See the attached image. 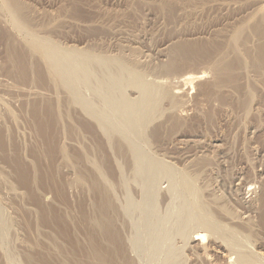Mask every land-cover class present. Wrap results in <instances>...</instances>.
Instances as JSON below:
<instances>
[{
  "label": "rangeland",
  "instance_id": "1",
  "mask_svg": "<svg viewBox=\"0 0 264 264\" xmlns=\"http://www.w3.org/2000/svg\"><path fill=\"white\" fill-rule=\"evenodd\" d=\"M5 2L30 33L12 27ZM46 39L80 64L78 97L95 111L116 77L129 101L139 95L136 82L153 88L155 106L136 143L167 175L153 199L152 218L170 226L156 255L145 252L147 238L143 249L132 243L144 182L129 132L106 134L84 114L29 44ZM82 58L91 61L85 68ZM187 201L215 231L182 217ZM99 204L126 251L115 264H242L243 255L245 264H264V0H0V264H113L99 254ZM173 205L182 210L170 212Z\"/></svg>",
  "mask_w": 264,
  "mask_h": 264
},
{
  "label": "bare ground",
  "instance_id": "2",
  "mask_svg": "<svg viewBox=\"0 0 264 264\" xmlns=\"http://www.w3.org/2000/svg\"><path fill=\"white\" fill-rule=\"evenodd\" d=\"M6 8L8 7L10 10H12L13 11V6L11 5V4H6V2H5V5H4ZM7 8V9H8ZM15 12V11H14ZM17 13V12H16ZM18 14V13H17ZM24 19H26L25 18V16H24ZM23 21V20H22ZM20 22V19H19V21H18V19L17 18H15L14 16H13V19H12V27L15 29V30H17L18 32H20V31H24V32H27L28 31V29L24 26L25 25V21L24 22ZM27 29V31H25ZM29 32V31H28ZM23 33V32H22ZM30 33V32H29ZM28 33V34H29ZM42 41V46H40V44H38V46L36 47V45H34L35 43H33V42H31V43H29V44H31L30 46L31 47H34L35 48V50H37V52L39 51V54L42 56V58L43 59H46V64L48 63L49 64V66L51 67V69H50V67L48 66V64H47V66L49 67V69L50 70H53V71H55V72H53V74L55 73V75L57 74L58 76H60V78H61V81H62V84L63 85H65L66 86V89L68 90H70V91H72V93L74 94V99H76V100H79L80 98L78 97V93L80 94V96H81V92H80V89H79V92H78V89H76V85H77V83L79 82L80 83V78H81V75H80V77H79V73H78V66L80 65L79 63V65H77V67L74 65V64H76V63H74L75 62V60H74V62H73V55L71 56L69 53V55L68 54H66L67 52L65 51H63V52H61V51H58L57 50V47H58V45L57 44H55L53 41H51V40H49V39H46V40H41ZM44 41V42H43ZM61 50H63V49H61ZM69 52V51H68ZM71 52V51H70ZM76 52H74L73 54H75ZM85 53V52H84ZM17 55L16 56H18V52L16 53ZM184 54V53H183ZM76 55V54H75ZM78 55H80V54H78ZM82 56H84L83 54H81ZM14 56V55H13ZM12 56V57H13ZM72 57V59L71 58H69V57ZM80 57V56H79ZM94 57V56H93ZM92 57V58H93ZM97 56H95L94 57V59H95V61H90L91 62V64L93 63V62H95V64L97 63V61H96V58ZM76 57L74 56V59H75ZM78 58V57H77ZM76 58V59H77ZM81 58V57H80ZM80 58H78V59H80ZM84 58H86V57H84ZM89 58L90 59H88V60H92L91 59V57L89 56ZM17 59H18V57H17ZM77 59V60H78ZM104 59V58H103ZM210 59H211V57H210ZM210 59H208V60H210ZM72 60V61H71ZM82 60L83 61H85V59H83L82 58ZM87 59H86V61H88ZM101 60V59H100ZM207 60V61H208ZM79 61V60H78ZM81 61V60H80ZM86 61L85 62H82V64H84L83 66H84V68L85 67H87V66H85L86 64ZM99 61V60H98ZM107 61V60H106ZM106 61H104L105 63H106ZM109 61V60H108ZM77 62V61H76ZM89 61H88V63H90ZM103 62V63H104ZM195 62V64H198V63H202L203 61H194ZM74 63V64H73ZM99 63V62H98ZM104 63V64H105ZM108 63V62H107ZM106 63V64H107ZM119 63V62H118ZM81 64V65H82ZM110 64V63H109ZM119 64H122V63H119ZM124 64V63H123ZM122 64V65H123ZM97 65V64H96ZM99 65V64H98ZM97 65V66H98ZM114 65V64H113ZM112 65V66H113ZM115 65H116V63H115ZM122 65L121 66H119V67H122ZM90 66H92V65H90ZM100 66H103V64L101 65L100 64ZM100 66H99V68H100ZM109 66V65H108ZM117 66H118V64H117ZM124 66V65H123ZM81 67V66H80ZM79 67V68H80ZM116 67V66H115ZM118 67V68H119ZM125 68L124 69H126L127 67L126 66H124ZM83 68V67H82ZM82 68L80 69V70H82ZM88 68H90V67H88ZM92 68V67H91ZM109 69H112L113 70V68H110V67H108ZM123 68V67H122ZM102 69V68H101ZM106 69H107V65H106ZM116 69H117V67H116ZM129 68H127L126 70H128ZM126 70H123L122 69V71H126ZM118 71V70H117ZM131 71H133V70H131ZM90 72V71H89ZM88 72V73H89ZM110 72V71H109ZM114 72V71H113ZM91 73H94V71H92ZM124 72H122L121 74H123ZM134 74H135V72H133ZM133 73H131L130 74V72H128V74H130V76L133 74ZM81 74V73H80ZM85 74V73H84ZM87 74V73H86ZM85 74V75H86ZM107 74H109L108 72H107ZM54 75V76H55ZM56 75V76H57ZM97 75V74H96ZM139 77H140V79H141V76L139 75V74H137ZM202 75H203V73H202ZM92 76H93V74H92ZM110 76H112L111 74H110ZM123 76V75H122ZM125 76V75H124ZM135 76V75H134ZM138 76H137V78H138ZM188 76V75H187ZM204 76V75H203ZM83 77H84V79H85V76H82V81H83ZM88 77V76H87ZM126 77H127V74H126ZM132 78H133V76H131ZM199 76H197L196 78H198ZM59 78V79H60ZM95 78V77H94ZM99 78V77H98ZM103 78H108V77H104L103 76ZM113 78H114V76H113ZM112 78V79H113ZM117 78V77H116ZM116 78H114L112 81H117L115 84H113V82H112V84L110 85L109 84V88L107 87V89H108V91H107V93L105 94V96H104V98H101L102 99V101H103V99H104V103L102 102V105L103 106H105V107H103V109L101 108V109H99V110H96L95 111V109H94V107L91 105V103L89 102V101H87V99H85L84 98V96L82 95V97L85 99H82V100H79V101H76V102H78V103H80L79 105H80V107L83 109L82 111H84L83 113L84 114H87V116L88 115H90L91 117L93 116L94 118H95V122L97 123V126H99V128L101 129V130H103V131H112V129H114V130H126V131H128L129 132V134H130V136L127 134V136H129L128 138V143H129V148H131L130 150L132 151L131 152V154L133 153V155L135 156V157H133V158H135V160L134 161H136V163H137V166H138V172L136 173V172H134V171H131V172H133V173H136V174H140L139 176H141L142 178H140L139 176V178L141 179L140 181H142L143 180V185H144V190L141 188V190H142V199L143 200H140V202L143 204H141L140 202V205H138L137 207H139V206H141V208L139 209V213H140V218H141V223H139L140 224V227H139V229L137 230V232H138V240H137V238L136 237H134L135 238V240H134V242H132L133 244H135V245H137V246H135V247H137V248H139L138 246H140L141 248L143 247V245L139 242V240L142 242L143 241V244H145V241H144V239H146L147 238V240L149 241L148 242V244H145V245H148V246H146V247H148V249H147V251L145 250V252L146 253H148V250H151L150 252H152L153 253V256L154 255H156L157 254V252H159L158 251V248H159V245H160V243H163L164 241H163V238H164V236L165 235H167L168 234V232H167V234H165L164 235V233H165V230L164 229H166V228H164L165 226V224L168 222V220H167V218H166V220H165V218L164 217H162V218H164V219H162V218H160V219H156V218H152V216H153V214H155L154 213V210H155V208L153 207V205H154V203L156 202V201H154L153 199H154V196L155 195H157L158 194V187L156 186V184H157V182L159 181V177H160V175H162V173L161 172H163L162 170H163V167H161L160 165H162V164H164V163H162V162H158L157 160H155V161H157V163L154 161H152V159H150V156L147 154V153H149V152H147L146 154L149 156H146L144 153L142 154V153H140V151H139V148H141V147H139L138 146V144L137 143H140V142H137L138 140H137V134H138V131H139V129H141L142 127H144L145 125H146V123H148L147 121L148 120H150V111L154 108V104H155V100H154V98L152 97V92H151V89H153V88H148L144 83H142V82H136V86H137V88H138V97L135 99V100H127L126 99V97H127V95H126V97H125V95L123 94L122 95V91H121V88H122V82L120 81V78L119 79H116ZM130 78V77H129ZM130 79V80H133V79ZM192 78V77H191ZM191 78L190 77H187V78H183L184 79V81H186L187 83L188 82H191ZM200 78V77H199ZM87 79H89V78H87ZM136 79V78H135ZM139 79V80H140ZM104 80V79H103ZM122 80V79H121ZM138 80V81H139ZM144 80V79H143ZM60 81V80H59ZM100 81H102V80H100ZM100 81H98V82H100ZM111 81V80H110ZM109 81V82H110ZM127 81V80H126ZM126 81H124V84H125V82ZM141 81H142V79H141ZM144 81H146V80H144ZM143 81V82H144ZM88 82V81H87ZM86 82V83H87ZM108 83V82H107ZM107 83H106V85H107ZM129 83V82H128ZM132 83V82H131ZM135 83V82H134ZM81 84H85V82L84 83H81ZM105 84V83H104ZM146 84H148V83H146ZM151 84V83H150ZM192 84V83H191ZM62 85V86H63ZM91 85V84H90ZM98 85V84H97ZM101 85H102V83H101ZM132 85H133V83H132ZM132 85H129V86H132ZM135 85V84H134ZM152 85H153V83H152ZM152 85L150 86V87H152ZM86 86H87V84H86ZM105 86V85H104ZM108 86V85H107ZM125 86H127V85H125ZM149 86V85H148ZM155 86V85H154ZM153 86V87H154ZM91 87V86H90ZM134 87V86H133ZM126 88V87H125ZM130 88V87H129ZM123 89V88H122ZM128 89V88H127ZM127 89H125L126 91H127ZM106 90V89H105ZM114 90H120L119 92L121 93V97L120 98H118L117 97V99H114L113 98V94H111V93H113V91ZM155 90V89H154ZM154 90H153V93H154ZM103 91V90H102ZM117 91V92H118ZM136 91V90H135ZM78 92V93H77ZM100 92V91H99ZM104 92V91H103ZM102 92V95H101V93H100V95L101 96H103L104 95V93ZM106 92V91H105ZM137 92V91H136ZM126 93V92H125ZM71 95V94H70ZM117 95V94H116ZM99 96V95H98ZM154 96V95H153ZM93 97V96H92ZM125 97V98H124ZM89 98V97H88ZM97 98V97H96ZM116 98V97H115ZM99 99H100V97H99ZM128 99H130L129 97H128ZM89 100V99H88ZM96 101V100H95ZM76 102H74L75 104H76ZM93 103V102H92ZM96 106V105H95ZM99 105H97L96 107H98ZM100 107V106H99ZM156 110V109H155ZM154 110V111H155ZM153 114V113H152ZM151 116H153V115H151ZM88 118H90V117H88ZM93 120V119H92ZM115 120H116V122H115ZM151 120H152V118H151ZM38 123H39V121H37ZM50 123V122H49ZM85 128H88V127H86L85 126ZM116 133L118 132V131H115ZM121 132H123V131H121ZM124 133V132H123ZM106 134H107V132H106ZM105 134V135H106ZM109 134V133H108ZM110 134H115L114 132H110ZM118 135H119V132H118ZM121 135V134H120ZM119 135V136H120ZM126 135V134H125ZM108 136V135H107ZM121 136H124V134L123 135H121ZM124 137H126V136H124ZM121 138H123V137H121ZM126 139V138H125ZM124 139V140H125ZM127 140V139H126ZM125 143H127V141H124ZM137 142V143H136ZM127 143V144H128ZM128 146V145H127ZM142 146V145H141ZM126 148H128V147H126ZM129 151V150H128ZM142 151H144V149L142 150ZM145 152V151H144ZM130 153V152H129ZM151 155V154H150ZM153 157V156H152ZM151 157V158H152ZM132 158V159H133ZM155 158V157H154ZM154 158H153V160H154ZM161 161V160H160ZM163 161V160H162ZM158 163H162V164H160V165H158ZM166 163V162H165ZM135 164V163H134ZM167 164V163H166ZM133 165V164H132ZM137 166H135V167H137ZM169 168L170 169V166H168V164H167V166L165 165V168ZM161 168H162V170H161ZM133 169V168H132ZM171 169H173L172 167H171ZM137 170V169H136ZM165 170V169H164ZM175 170V169H174ZM166 171H168L167 169H166ZM172 170H170V172H171ZM177 171V170H176ZM173 172V171H172ZM171 172V173H172ZM175 172V171H174ZM164 173V172H163ZM170 173V174H171ZM165 175H166V173H164ZM176 174V173H175ZM134 177H135V175H133ZM137 176V175H136ZM170 175L168 174V177H169ZM138 177H135V179H139ZM164 177V176H163ZM163 177H161L162 179H163ZM165 177H167V175L165 176ZM171 177H172V174H171ZM158 179V180H157ZM171 179H174L173 177L171 178ZM176 179V178H175ZM23 180H25V179H23ZM164 180H166V179H164ZM168 180V179H167ZM139 181V180H138ZM174 180H172V182H170V183H172V187H174V185L176 184H174L173 185V182ZM159 183V182H158ZM141 185V184H140ZM143 185H141V187L143 186ZM170 185V184H169ZM176 185H178V182H177V184ZM176 185H175V187H176ZM157 187V188H156ZM174 187V188H175ZM174 188H172L173 189V191L175 190V192H173V194L174 193H176L177 194V192L178 193H180L179 192V190L176 192V189H174ZM177 188H179V185H178V187ZM155 191L157 192V193H155ZM172 191V190H171ZM169 192V191H168ZM172 193V192H171ZM170 194V193H169ZM168 194V195H169ZM127 195H128V193H127ZM144 196V197H143ZM157 196H159V195H157ZM157 196H156V198H157ZM175 195H173V197H174ZM177 196V195H176ZM182 196V195H181ZM129 197H131V195L129 196ZM171 198H173L172 196H170ZM170 197H169V199H170ZM179 197V196H178ZM127 198V197H126ZM125 198V199H126ZM156 198H155V200H156ZM180 198V197H179ZM185 198V197H184ZM127 200H128V198H127ZM135 200V199H134ZM158 200V199H157ZM172 200L173 199H171V202H172ZM175 200H176V198H175ZM129 201H130V199H129ZM136 201V200H135ZM135 201H134V203H135ZM186 201V200H185ZM176 202H178V201H176ZM175 202V203H176ZM122 203V202H121ZM126 203V202H125ZM130 204H128L129 205V208H131L130 206H132L131 204L133 203V200H132V202H129ZM138 203V202H137ZM178 203H180V202H178ZM101 204H102V202H101ZM101 204H99V214H100V216H99V228H100V234H99V254H101V256L103 257V259L104 260H106V262L108 261V262H110V263H113V264H115L116 262H123V261H125L126 260V254H125V249H124V244H123V242H122V239H121V236H120V233L118 232V230H117V227H116V220H115V218H114V216L113 215H111V214H109V207L107 208V207H105L104 205H101ZM156 204V203H155ZM158 204V203H157ZM167 204H169V203H167ZM166 204V205H167ZM171 204V203H170ZM169 204V205H170ZM174 204V203H173ZM184 205H183V209L184 210H182V208H181V210L183 211V214H182V217H183V215H184V218H191L192 217V219L193 220H195L196 222H198V224L199 225H202L204 228H201V229H203L204 231H209V232H211V231H215V229H216V227H214L213 226V228H212V225H211V223H209L210 221L209 220H204V218H203V220H201L202 219V217H201V219H198V218H200L199 216H197V211L195 210V208H194V206H193V208H190V206H192V204H193V202L190 204V202H184L183 203ZM126 205V204H125ZM127 205V206H128ZM136 205V204H135ZM157 206V205H156ZM172 206V205H171ZM180 206H181V204H180ZM135 207V206H134ZM170 207V206H169ZM169 207H167L168 209H170ZM175 206L173 205V207H172V209H170L169 211L170 212H174V210H173V208H174ZM118 208H119V206H118ZM125 208H127V207H125ZM124 208V209H125ZM177 208H180V207H177ZM188 208H190V210L188 209ZM111 209V208H110ZM115 209V208H114ZM122 209V208H121ZM120 209V210H121ZM154 209V210H153ZM166 209V208H165ZM168 209H166L167 210V212H169L168 211ZM112 210V209H111ZM128 210L129 209H127V212H128ZM133 210V209H132ZM173 210V211H172ZM179 209H177L176 211L177 212H180V211H178ZM192 210H195V211H193V213H192ZM113 211V210H112ZM115 211V210H114ZM125 211H126V209H125ZM125 211H124V213H125ZM130 212V211H129ZM128 212V213H129ZM133 212H135V211H133ZM164 212V211H163ZM169 212V213H170ZM177 212H174V213H177ZM130 213H132V212H130ZM162 213V212H161ZM171 213V214H172ZM182 213V212H181ZM137 214V213H136ZM157 214V213H156ZM165 214H167L168 215V213H165ZM178 214V213H177ZM128 215V214H127ZM176 214H174V215H172L171 217H176L175 216ZM117 216V215H116ZM125 216H126V214H125ZM124 216V217H125ZM137 216V215H136ZM139 216V215H138ZM168 216H170V214L168 215ZM167 216V217H168ZM179 216H180V213H179ZM127 217V216H126ZM125 217V218H126ZM130 216H128V218H129ZM159 217H161L160 215H159ZM127 218V219H128ZM131 218V217H130ZM138 218V217H137ZM121 219V218H120ZM124 219V218H123ZM132 219V218H131ZM131 219H130V221H131ZM134 219H135V217H134ZM180 219V218H179ZM188 221H190L191 222V220H189V219H187ZM192 220V221H193ZM138 221H139V219H138ZM138 221H137V223H138ZM170 221V220H169ZM206 221H209V222H206ZM261 221H264V213H263V215H262V218H261ZM128 222V221H127ZM166 222V223H165ZM181 222H183V221H181ZM194 222V221H193ZM195 222V223H196ZM133 223V222H132ZM136 223V222H135ZM264 223V222H263ZM119 224V223H118ZM117 224V225H118ZM130 224V223H129ZM134 224V223H133ZM168 224V223H167ZM166 224V225H167ZM169 224H171L170 222H169ZM187 224V223H186ZM198 224H196V226L198 225ZM120 225V224H119ZM124 225V224H123ZM172 225V224H171ZM179 225V224H178ZM183 225V224H182ZM195 225V224H194ZM193 225V227L194 228H198V226L197 227H195ZM174 226H175V224H174ZM192 226V225H191ZM132 227V226H131ZM170 227V226H169ZM168 227V225H167V229L169 228ZM184 227V226H183ZM188 227V226H187ZM190 227V226H189ZM188 227V228H189ZM192 227V228H193ZM206 227V228H205ZM181 228V227H180ZM187 228V229H188ZM192 228H189V229H191L192 230ZM194 228H193V230H194ZM174 229V228H173ZM182 229V228H181ZM210 229H212L211 231H210ZM134 230V229H133ZM170 230V229H169ZM168 230V231H169ZM185 230H186V228H185ZM191 230H190V232H191ZM196 230V229H195ZM181 231V230H180ZM197 231V230H196ZM199 231V230H198ZM135 232V231H134ZM175 232V231H174ZM174 232H173V234H174ZM202 232V231H201ZM216 232H217V230H216ZM131 233V232H130ZM183 233V232H182ZM188 233H189V231H188ZM187 233V234H188ZM177 234V233H176ZM189 234H191V233H189ZM207 234V233H206ZM211 234V233H210ZM213 234V233H212ZM172 235V234H171ZM180 235V234H179ZM193 235V234H192ZM196 236H197V238L196 239H198V240H201V241H204L205 239H206V235H204V234H200V233H196L195 234ZM208 235V234H207ZM189 236V235H188ZM195 236V237H196ZM167 237V236H166ZM168 237L170 238V234L168 235ZM167 237V238H168ZM174 237V236H173ZM178 237V236H177ZM195 237H194V239H195ZM129 238V237H128ZM169 238H168V242H167V245L170 243V241H169ZM176 238V237H175ZM190 238V237H189ZM188 238V239H189ZM132 239V238H131ZM166 239V238H165ZM182 239V238H181ZM185 239V238H184ZM172 240V239H171ZM187 240V239H186ZM132 241H133V239H132ZM163 241V242H162ZM167 241V240H166ZM147 243V242H146ZM165 243V242H164ZM163 243V244H164ZM130 244V243H129ZM127 245V244H126ZM166 245V246H167ZM170 245V244H169ZM168 245V247H170L171 248V246H169ZM133 246V245H132ZM132 246H131V248H132ZM163 246H165V245H163ZM165 246V247H166ZM165 247H163V249L165 248ZM140 248V250H142ZM129 249V248H128ZM144 249H146V248H144ZM160 249H162V248H160ZM175 249V248H174ZM166 250V249H165ZM164 250V251H165ZM168 250H171V249H168ZM168 250H166V251H168ZM109 251V252H108ZM128 251V250H127ZM136 251H137V249H136ZM160 251H162V250H160ZM131 252V251H130ZM140 252V251H139ZM142 252H144V250H142ZM171 252V251H170ZM176 252V251H175ZM174 252V253H175ZM241 252V251H240ZM239 252V253H240ZM137 253H138V251H137ZM146 253H144V254H146ZM152 253L151 254H146L147 255V258H151V255H152ZM161 253H164V252H161ZM161 253H159V255L161 254ZM166 254H167V252H165ZM164 253V254H165ZM173 253V254H174ZM141 254V253H140ZM140 254H138V255H136V256H139ZM171 254V253H170ZM169 254V255H170ZM128 256V255H127ZM149 256V257H148ZM174 256H176V255H174ZM245 255H243V257H241V261H243V263L245 264V263H250L249 261L248 262H244V261H246V256L244 257ZM160 257H163L162 255L161 256H159V258ZM137 258V257H136ZM144 258V257H143ZM146 258V259H147ZM154 258L155 257H153V259L151 258V261L152 260H154ZM164 258V257H163ZM162 258V259H163ZM247 258H248V255H247ZM131 259V258H130ZM140 259V258H139ZM235 259V258H234ZM133 260H136L135 258L133 259ZM166 260V259H165ZM168 260H170V259H168ZM141 261H142V259H141ZM140 261V262H141ZM147 261H148V259H147ZM159 260H157V262H158ZM161 261V260H160ZM163 261V260H162ZM173 261H174V258H173ZM172 261V262H173ZM240 261V262H241ZM104 262V261H103ZM149 262V261H148ZM169 262V261H168ZM125 263H127V261L125 262ZM145 263H147V262H145ZM154 262H152L151 264H153ZM242 263V264H243ZM155 264H157L156 262H155ZM172 264V263H171ZM239 264V263H238Z\"/></svg>",
  "mask_w": 264,
  "mask_h": 264
},
{
  "label": "water",
  "instance_id": "3",
  "mask_svg": "<svg viewBox=\"0 0 264 264\" xmlns=\"http://www.w3.org/2000/svg\"><path fill=\"white\" fill-rule=\"evenodd\" d=\"M20 6V5H19ZM10 10V9H9ZM11 11V13H12V15L15 17V18H17V19H21V17L16 13V12H14V11H12V10H10Z\"/></svg>",
  "mask_w": 264,
  "mask_h": 264
}]
</instances>
